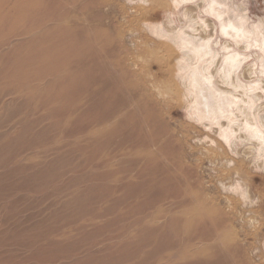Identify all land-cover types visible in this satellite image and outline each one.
I'll return each instance as SVG.
<instances>
[{
	"label": "rangeland",
	"instance_id": "1",
	"mask_svg": "<svg viewBox=\"0 0 264 264\" xmlns=\"http://www.w3.org/2000/svg\"><path fill=\"white\" fill-rule=\"evenodd\" d=\"M66 1L54 0L49 11H56V4ZM218 1L228 8L225 21L230 17L241 21L253 37L249 43L258 39L255 48L246 49L242 42L235 45L236 40L226 38L217 18L205 13V0L187 4H176V0H101L100 4L99 0L82 22L84 26H102L129 49L140 48L144 53L138 56L148 62L150 72L156 71L157 64L164 67V74L159 73L157 79L176 93L177 99L171 101L164 120L184 151L179 156H160L159 166L171 172L172 179L157 167H142L151 158L144 147L127 143L99 147L97 144L106 140L105 129L115 125L84 116L88 102L79 105L69 121L68 116L45 112V100L59 94L60 86L43 90L35 98L28 99L24 91L12 99L9 94L15 79L38 73L35 67L39 66L17 67V62L9 59L11 47L7 46L18 40L7 34L12 23L0 29V264L209 262L214 251L205 240V226L195 239L189 236L193 233L189 220H195L190 209L202 201L178 200L172 195L178 184L193 186L194 193L205 195L208 200L203 205L216 203L229 216L221 228L230 233L245 262L264 264V147L246 128L254 119L251 114L264 122V0ZM180 31L207 38L218 53L211 69V82L218 89L225 88L240 98L242 90L231 84L257 88L259 101L225 132L196 117L187 93L189 67L183 65V78L175 67L182 52L167 38ZM58 50L48 52L51 60L61 54ZM20 51L24 56L25 49ZM231 53L240 54L242 62L230 72L226 85L221 64ZM31 83L23 88H32ZM51 103L57 112L65 101L54 99ZM237 129L240 131L234 132ZM197 180H201L199 188ZM183 248L196 255L182 258Z\"/></svg>",
	"mask_w": 264,
	"mask_h": 264
},
{
	"label": "bare ground",
	"instance_id": "2",
	"mask_svg": "<svg viewBox=\"0 0 264 264\" xmlns=\"http://www.w3.org/2000/svg\"><path fill=\"white\" fill-rule=\"evenodd\" d=\"M53 1L0 0V29H4L8 22H11L12 27L7 34L9 37L18 39L16 42L14 41L15 43L10 41L7 45L11 47L9 59L15 60L20 65L16 66L21 68L33 64L39 66L35 67L38 73L34 75L29 73L16 78V83L11 85L9 95L13 99L14 95L19 96L26 91L25 96L31 99L43 90V93H45V91L53 89L55 86H60L61 92L59 94L47 97L48 100H45V107H47V109H44L45 112L49 115L56 113L60 117L68 116L66 119L69 121L79 105L85 101L88 102L89 107L84 116L87 114L97 123L107 121L111 122L112 127L115 125L113 128L105 129L106 140L101 144L96 143L99 147L102 148L104 145L109 146L113 143H118V145L120 143L121 146H123L122 143H127L132 147H144L147 152L145 153L146 156H151L152 159L143 162L142 167L146 165L149 170H152L151 167H157L162 172H167L168 179H172L171 172L159 166L160 156L164 153L179 156L183 155L184 151H182V145H179V140L175 139L173 130L168 127L164 120V113L171 107V101L177 100L175 99L176 93H173L170 88L161 84L157 79L159 73H163L164 67L157 64L156 71H151V73L148 69V62L142 61L138 56H142L144 53L140 48L137 46L134 49L127 48L116 36H111L102 26L83 25L82 22L86 21L87 13L95 9L99 0H86L85 3L82 0H67L62 5L56 4L58 7L55 8L56 11H49L50 7L53 6L51 5ZM193 1L196 0H176V4H180V2L181 4H187ZM205 3V13L217 18L222 34L226 38L236 40L235 45L242 42L247 45L245 48L248 49L255 48V45L259 44L258 39L256 42L249 43L248 40H253V37L241 21H237L233 17L228 18L227 21L224 20L223 17L228 13V8L222 6L218 0H205ZM92 20L97 21L96 17H92ZM190 29L194 31L193 28L190 27ZM156 34L161 35L157 29ZM167 38L182 52L183 57L175 62L176 70L181 73L182 77L186 74L183 65L187 64L186 66L189 67L187 93L191 97L190 103L193 105L192 108L195 110L197 119L208 121L209 126L217 125L222 132L227 131L234 125L236 126L237 120L244 118L246 112H250L253 105L260 99L256 93L257 88L255 85L251 87L231 84L230 86L233 89L242 90L240 98L237 94L236 96L225 88L221 89L219 87L220 89H218V86H215L216 83L212 84L211 82V78L214 77L211 69L215 64L214 60L218 53H215L211 48L212 46H209V40L182 31L175 32ZM229 48L230 45L226 49ZM22 49H25L24 56L21 55L20 50ZM50 50L54 52L61 51V54L56 59L51 60L48 55ZM240 57V54L234 55L232 53L224 56L225 61L221 64V76L225 77L223 82L226 85H229L226 78H228L230 72L237 67L239 68L242 62ZM215 72L217 73L216 69ZM31 81L33 87L24 89ZM19 88L23 89L19 90ZM4 96L6 97V95ZM54 99L65 101L61 110L57 112H54L53 109L56 107L51 103ZM249 107L250 109H248ZM236 110L240 115L234 114ZM243 110H245L244 115H242ZM251 115L254 119L247 123V131L253 140L258 141L260 146L264 147V132L262 131L264 122H258L257 118L254 117L255 115ZM222 121L224 123H221ZM236 131L240 130L237 129L234 132ZM89 135L93 134L90 133ZM118 135L123 137L120 138L121 141H115L114 138ZM184 144H186V140ZM98 146L96 149H98ZM176 160L179 166H182L179 158H176ZM95 167L98 168V166ZM162 178L164 179V177ZM200 181L197 180V183ZM194 183L192 184L194 185ZM200 184L197 188L200 187ZM180 185L182 184H178V189L173 190L172 195L174 197L177 199L181 197L188 198L189 201L186 203H198L200 199L202 201L201 204L196 205V209H190L191 215L195 218L194 221L189 220L190 227L193 230V233L189 235L191 240L195 239L196 233L201 231L202 226H205L203 229L206 235L204 236L205 240L210 244V249L214 251L209 262L196 263L247 264L244 257L241 256L240 248L231 239L230 233H227L225 227L224 229L221 228L229 216L218 208L216 203L215 206L212 204H208L209 206L203 205L208 199L201 193V195L194 193L192 191L193 186ZM184 227L185 225H183V229ZM184 249L182 258L196 255L189 254ZM175 253L173 254L175 255Z\"/></svg>",
	"mask_w": 264,
	"mask_h": 264
}]
</instances>
